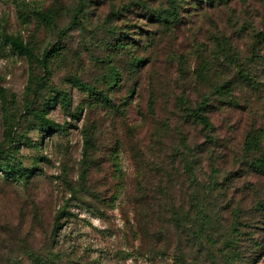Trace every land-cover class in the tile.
<instances>
[{"label":"rangeland","instance_id":"374dc122","mask_svg":"<svg viewBox=\"0 0 264 264\" xmlns=\"http://www.w3.org/2000/svg\"><path fill=\"white\" fill-rule=\"evenodd\" d=\"M173 2L0 0V165L15 172H0V264H212L179 258L191 231L172 197L187 212L196 184L234 183L228 222L245 177L264 187L244 150L251 134L264 151V42L246 27L264 0ZM204 101L208 134L190 117ZM242 231L245 261L264 264L263 227Z\"/></svg>","mask_w":264,"mask_h":264},{"label":"trees","instance_id":"16d2710c","mask_svg":"<svg viewBox=\"0 0 264 264\" xmlns=\"http://www.w3.org/2000/svg\"><path fill=\"white\" fill-rule=\"evenodd\" d=\"M203 1L208 5H203L201 7L202 10L206 7L217 8L225 5L227 6L228 2H236L239 6L242 5V7L249 9L255 0H217L220 1L218 3H216V0ZM173 14V17H177L176 12ZM173 17L172 22L174 20ZM260 24V27L254 26L253 23L246 25L248 34L254 40L255 45L256 42H264V13ZM243 27H245V25H242L241 28L243 29ZM5 39L18 52L32 56L29 47L26 46L19 37L6 35ZM253 51L255 59L264 60V51L255 48ZM243 77L246 78L245 74ZM206 106L207 101H204L198 104L195 109L190 110V117L193 123L202 126L201 134H208L214 127L211 119L205 113ZM38 118L45 130L58 132L60 128L58 123L43 115L38 116ZM255 137V135L251 136V134L247 136L244 150L247 154L257 151L259 156L257 159L250 162L249 165H246V167H249L248 169L246 168V172L253 176H264V151L260 149V147L255 148L256 145L253 144V142L256 143L255 141L257 140ZM186 159H189V157L185 158V160ZM186 167L188 169L191 167L190 161H188ZM246 169L244 168V170ZM0 172L3 173L7 179L12 178L15 174L11 165L7 167L0 165ZM29 174V172H24L21 176L29 177ZM190 174L192 176L191 181L196 184L197 179L193 177V175H195L193 170H191ZM200 184H196L197 187H195V190L191 194L189 210L187 212H181L178 205H175L176 200L172 197L173 225L180 229L184 228V230L189 226V230L191 231L189 234L191 237L188 250L178 247L180 250L179 258L187 259L190 257V259H207V262H212V264H217L218 260H223L225 264H251L248 260L245 261V259H253L254 257L252 255L246 257L241 248L242 228H253L256 225H260V228L263 227L264 229V195H262L264 187L260 188L257 183H252L245 177L239 184L241 196L239 199H234L232 201L238 202L229 213L230 217L227 222L228 216L223 213L220 207H223L227 203L226 201L231 191L230 187L233 186L234 183L219 184L218 181L209 179L208 183ZM228 205L230 206V203ZM257 213L260 215H256ZM255 243L256 256L258 254L257 252H264V239L256 241Z\"/></svg>","mask_w":264,"mask_h":264}]
</instances>
